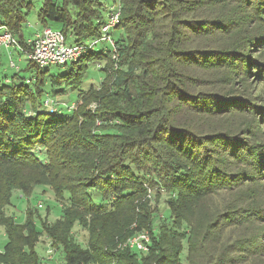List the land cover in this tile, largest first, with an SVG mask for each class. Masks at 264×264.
<instances>
[{"label":"trees","instance_id":"trees-1","mask_svg":"<svg viewBox=\"0 0 264 264\" xmlns=\"http://www.w3.org/2000/svg\"><path fill=\"white\" fill-rule=\"evenodd\" d=\"M39 1L43 28L59 23L75 43L101 37L108 5L121 6L118 57L90 49L52 77L79 89L90 63L104 64L73 111L43 109L49 68L29 60L32 77L2 80L0 264H40L42 235L64 264H264L261 103L233 88L238 76L264 80V58L248 49L264 53V0ZM34 2L0 0V26L26 54ZM38 186L61 205L55 221L7 213L15 190ZM142 232L147 251L126 246Z\"/></svg>","mask_w":264,"mask_h":264},{"label":"rangeland","instance_id":"rangeland-1","mask_svg":"<svg viewBox=\"0 0 264 264\" xmlns=\"http://www.w3.org/2000/svg\"><path fill=\"white\" fill-rule=\"evenodd\" d=\"M34 1L35 6L27 16L28 22L26 24L27 26L24 28L26 38H30L33 32L41 30L43 28V25L38 20V13L41 8V2L39 0ZM116 5L109 4L108 7L111 6V8H114ZM121 9V6H119V19L121 18ZM106 16L108 19L109 16L107 13ZM49 26L52 29L60 28V24L56 22H51ZM6 28L15 38V44H11L9 47L3 46V48L0 50V86L2 84V80H5L6 83H9L15 73H20V75L25 76L26 78L33 76L32 73L26 71V68L30 61L28 55L24 53L23 46L19 43L16 35L7 26ZM113 31L114 30H112V32ZM117 31L118 33L121 32V30L118 29ZM113 34L112 36H115ZM110 45L111 44L108 43H100L96 49L101 50L104 47L110 49ZM248 49H252L251 51L253 52L255 51V53L252 54L254 57H259L260 59L264 58V53H261V51L257 47L254 48V46H251ZM102 67H104L103 63H90L87 74L79 89H75L74 86H68L65 84L60 87L52 86V77L54 75L64 74L68 69L71 68L70 64L50 67L47 75V81L44 84L45 93L42 101L44 102L46 107H44L43 109H45L46 111L49 109L51 111L58 109L73 111L77 109L79 106V90H87L91 85H98L104 74L101 71ZM230 73L231 72H228V75L229 77H232ZM233 80V88L239 90L245 98L249 99L248 101L251 102L252 100L251 103H261V108H257L253 112L255 113V118L260 120L258 122L259 133L261 134V136H264V119L263 117L261 118V116H263L262 112H264V107H262V105L264 104V80L257 77H250L249 75L238 76ZM53 90L59 91L53 93ZM46 103H51L53 105ZM59 112L61 111L59 110ZM243 118L247 119L248 121L250 120V118L247 116H244ZM167 199L168 198H162L160 201L161 203L153 202V207L158 206L159 212L164 211L166 207L165 200ZM27 209L34 212V219L37 221H39L40 219H44L46 221L47 219L48 221H55L61 213L60 203L57 201L52 190L49 187L45 186L35 187L29 194H26L25 196L23 195L22 191H14L12 197V205L6 208L7 213L10 215H14L20 221H24L27 216L25 215L27 213ZM263 227L264 225H261L262 229ZM75 234L79 239H84V237L87 235V232L82 230L80 227H77L75 229ZM6 240L7 237L4 228L0 227V248H2ZM36 250L41 260L40 264H64L61 250L55 248L51 240L48 239L45 235L41 236Z\"/></svg>","mask_w":264,"mask_h":264},{"label":"built area","instance_id":"built-area-1","mask_svg":"<svg viewBox=\"0 0 264 264\" xmlns=\"http://www.w3.org/2000/svg\"><path fill=\"white\" fill-rule=\"evenodd\" d=\"M119 15V7L117 5L114 8L110 7L109 17L102 27V36L85 43L69 41L60 29H52L50 26L43 28L35 34L32 40H29L32 45V51L27 53L28 58L41 68L67 65L78 60L88 50L97 48L100 43H108L111 44L113 57L116 59L118 52L111 31L118 24ZM11 44H15V38L7 30L6 26H0V50L3 46L9 47ZM150 241L149 233L142 232L129 238L126 246L139 251H147Z\"/></svg>","mask_w":264,"mask_h":264},{"label":"crops","instance_id":"crops-1","mask_svg":"<svg viewBox=\"0 0 264 264\" xmlns=\"http://www.w3.org/2000/svg\"><path fill=\"white\" fill-rule=\"evenodd\" d=\"M43 29V28H42ZM41 29V30H42ZM60 29V28H59ZM41 30H37V31H35V32H33L32 33V35H31V37L29 38V40H32L34 37H35V34L37 33V32H39V31H41ZM105 48V47H104Z\"/></svg>","mask_w":264,"mask_h":264},{"label":"water","instance_id":"water-1","mask_svg":"<svg viewBox=\"0 0 264 264\" xmlns=\"http://www.w3.org/2000/svg\"><path fill=\"white\" fill-rule=\"evenodd\" d=\"M51 104V103H50ZM51 105H53V104H51Z\"/></svg>","mask_w":264,"mask_h":264}]
</instances>
